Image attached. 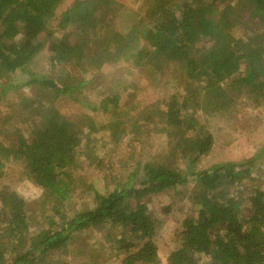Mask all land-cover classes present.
<instances>
[{"label":"trees","instance_id":"16d2710c","mask_svg":"<svg viewBox=\"0 0 264 264\" xmlns=\"http://www.w3.org/2000/svg\"><path fill=\"white\" fill-rule=\"evenodd\" d=\"M64 1L0 0V94L32 87L38 91L36 101L20 98L27 131L10 125L14 140L9 147L0 144V167L22 164L26 179L41 190L38 202L48 213L37 217L31 232L25 201L14 192L0 190V264H62L58 256L68 253L87 233H103L102 243L89 252L91 256L116 264H158L157 220L146 200L170 191L181 194L190 180L194 187L185 195L190 211L173 235L166 264H264V188L252 185L245 195L238 188L254 182L250 169L264 155V144L250 161L190 169L213 146V137L196 112L217 113L235 97L264 106V0L234 4L142 0L138 11H131L133 18L125 32L114 27L122 8L114 0H71L56 16ZM238 12L251 21L244 37L232 31L237 22L233 14ZM70 27L75 39L53 37ZM203 43L207 46L197 49ZM43 50L49 68L60 71L56 80L26 71ZM105 65L113 66V72L104 97L95 106L87 99L82 103L77 97L102 81L99 73ZM171 65L180 68L187 86L140 110L132 109L134 93L126 96L127 86L113 82L130 68L148 70L155 78ZM71 69L79 76L74 77ZM90 71V79L80 77ZM62 97L109 114L107 126L113 140L126 134L121 122L126 115L130 134L144 130L145 135L153 127L166 138L171 156H177L186 169L181 171L165 160L137 163L112 190L94 191L92 208L67 216L69 173L78 148H84L82 155L90 166L99 161L90 146L94 125H88L83 143L78 126L53 106ZM130 113L133 117H128ZM12 121L14 117L6 124ZM115 128L122 131L114 132Z\"/></svg>","mask_w":264,"mask_h":264},{"label":"rangeland","instance_id":"374dc122","mask_svg":"<svg viewBox=\"0 0 264 264\" xmlns=\"http://www.w3.org/2000/svg\"><path fill=\"white\" fill-rule=\"evenodd\" d=\"M122 6L114 21V27L121 32H125L132 17V10L138 11L141 7L142 0H114ZM229 3H236V0H226ZM71 0H65L56 10L58 16L64 11ZM237 19L235 28L232 30L237 37H244L250 32L251 21L245 13H234ZM51 30V28H50ZM73 28H68L63 32H55L53 37L62 39L69 37L75 39ZM205 48V43L197 45V49ZM194 51L195 48H194ZM193 52V51H192ZM26 71L47 75L58 78L59 69H50L48 66V56L45 50L39 53L26 68ZM65 71H69L67 68ZM75 75L79 76L78 71L71 69ZM90 71L85 76L80 75L82 79L92 77ZM113 66L105 65L99 76L101 82L93 83L86 90L81 92L77 97L82 103L87 99L92 105H97L105 95V89L112 82ZM183 73L176 65H171L168 69L155 78L150 76V71L139 68H130L129 73L116 75L115 86L123 87L126 85L125 95L133 92V101L135 102L132 109L139 110L147 105H151L162 97L172 94L181 93L186 87V81L183 79ZM98 76V74H97ZM105 76V77H103ZM4 87L5 80L1 82ZM1 91V89H0ZM38 95L36 87L30 89L22 88L21 90H10L5 95L0 94V144L9 147L12 145L14 137L10 132V125L13 128L26 132V124L23 123L26 111L21 109L19 100L21 97L31 100ZM126 96L122 97L123 104ZM31 101H36V98ZM132 103V100L130 101ZM122 104V105H123ZM121 105V106H122ZM53 106L67 120L75 123L80 131L81 140L86 142L84 134L88 131V125L93 124L96 131L92 134L93 138L90 146L93 147L92 153L98 163L90 166L82 152L83 147L77 150L75 164L73 165L70 175L71 198L66 205L67 216H71L79 211L87 210L93 207L94 191L104 194L116 185L122 183L127 176L133 172L137 163L145 162H164L171 163L181 171L186 169L181 160L170 154V147L164 136L158 134L153 127H149L145 135L143 131L133 135L129 131L132 129L127 122L126 117L121 119L122 130L126 134L121 135L116 140L112 139L108 127L110 126L109 114L100 109L89 110L78 102L68 98H58L53 101ZM130 106V107H131ZM210 114V116H207ZM196 112L199 122L213 137V146L210 152L200 158L190 169L203 170L218 163H244L252 160L264 144V106L255 107L252 102L243 97H235L230 106L224 107L217 113ZM14 117V121L6 124L8 118ZM128 117H133L130 113ZM109 125V126H107ZM109 130V131H108ZM114 132L120 133L121 129H113ZM177 157V158H176ZM23 165L20 163H7L0 167V190L2 188L16 193L26 203V214L30 223V231L36 229V220L39 215H48L47 207L40 205L38 202L42 197V192L28 181L23 173ZM252 184L245 183L238 187L245 195L249 188L259 186L264 188V155L256 159L250 169ZM253 185V186H252ZM194 187L193 181L190 180L187 188L182 189L181 194L173 191L166 192L157 196L150 197L146 200V206L150 214L157 220V230L154 238L158 251V264H166V259L173 249V235L178 232L182 220L190 211V204L186 199V194ZM169 207V213L165 209ZM38 217V218H37ZM103 233H87L76 241V245L71 247L68 253L58 256L62 264H116L110 262V259L102 256L95 257L89 255V252L102 243Z\"/></svg>","mask_w":264,"mask_h":264}]
</instances>
